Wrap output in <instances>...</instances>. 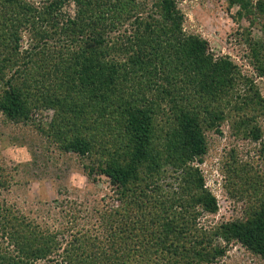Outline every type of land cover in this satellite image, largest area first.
I'll return each mask as SVG.
<instances>
[{
    "label": "trees",
    "instance_id": "1",
    "mask_svg": "<svg viewBox=\"0 0 264 264\" xmlns=\"http://www.w3.org/2000/svg\"><path fill=\"white\" fill-rule=\"evenodd\" d=\"M179 1L0 0V115L78 157L117 203L99 213L100 235L64 243L0 204V264H217L230 245L264 260V97L252 77L264 79V0L227 1L248 23L237 35L252 76L185 33ZM224 124L262 142L254 162L234 148L221 162L242 217L202 227L218 203L197 164ZM11 174L0 163V191Z\"/></svg>",
    "mask_w": 264,
    "mask_h": 264
},
{
    "label": "rangeland",
    "instance_id": "2",
    "mask_svg": "<svg viewBox=\"0 0 264 264\" xmlns=\"http://www.w3.org/2000/svg\"><path fill=\"white\" fill-rule=\"evenodd\" d=\"M29 1L38 3L39 0ZM227 1L180 0L183 29L187 34L205 39L215 56L231 57L242 66L243 73L252 76L251 68L244 64L246 50L237 35L248 23L243 20L237 24L232 20L236 8L227 12ZM253 33L257 34L256 31ZM252 77L264 97V79ZM51 115L52 112H42L35 120L49 121ZM260 141L235 138L228 124L221 126V134L208 136L209 149L198 167L205 186L216 197L218 212L203 214L198 220L202 227L242 217L243 203L232 199L222 186L221 162L232 148L236 149L242 162L256 161ZM0 163L13 176L9 189L0 191V204L15 208L43 229L60 231L59 239L63 243L79 233L100 235L99 213L117 205L108 183L102 178L89 180L78 157L60 153L31 127L10 125L1 115ZM52 261L38 264H64L58 256ZM217 264H264V260L250 255L238 245H230L226 256Z\"/></svg>",
    "mask_w": 264,
    "mask_h": 264
},
{
    "label": "built area",
    "instance_id": "3",
    "mask_svg": "<svg viewBox=\"0 0 264 264\" xmlns=\"http://www.w3.org/2000/svg\"><path fill=\"white\" fill-rule=\"evenodd\" d=\"M197 166H198V164H197Z\"/></svg>",
    "mask_w": 264,
    "mask_h": 264
},
{
    "label": "clouds",
    "instance_id": "4",
    "mask_svg": "<svg viewBox=\"0 0 264 264\" xmlns=\"http://www.w3.org/2000/svg\"><path fill=\"white\" fill-rule=\"evenodd\" d=\"M215 197V196H214ZM216 198V197H215Z\"/></svg>",
    "mask_w": 264,
    "mask_h": 264
}]
</instances>
